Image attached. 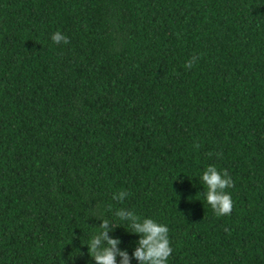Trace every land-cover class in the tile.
I'll return each mask as SVG.
<instances>
[{
	"label": "trees",
	"instance_id": "1",
	"mask_svg": "<svg viewBox=\"0 0 264 264\" xmlns=\"http://www.w3.org/2000/svg\"><path fill=\"white\" fill-rule=\"evenodd\" d=\"M118 209L168 264H264V0H0V264H95L102 218L131 258Z\"/></svg>",
	"mask_w": 264,
	"mask_h": 264
},
{
	"label": "clouds",
	"instance_id": "2",
	"mask_svg": "<svg viewBox=\"0 0 264 264\" xmlns=\"http://www.w3.org/2000/svg\"><path fill=\"white\" fill-rule=\"evenodd\" d=\"M51 40L55 44L68 43V38L59 31L51 36ZM194 59L185 67L191 68ZM199 181L204 186L203 197L213 212L217 216L229 215L232 212L233 202L227 189L233 187V181L228 172L218 171L214 166H209L202 172ZM126 196L127 193L121 191L113 194L112 198L123 201ZM114 219L121 225H126L130 233L139 238L137 247L131 258L127 252L119 251L117 248L119 241L108 238L109 219L102 218V223L94 228L95 232L86 246L95 264H117V256L122 258L121 264H131L132 259L138 264H168L173 249L170 246L169 229L166 225L157 223L151 218H140L133 211H124V209L116 210Z\"/></svg>",
	"mask_w": 264,
	"mask_h": 264
}]
</instances>
